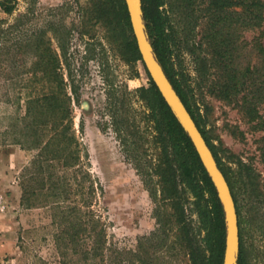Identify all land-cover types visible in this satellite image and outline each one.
Segmentation results:
<instances>
[{
  "label": "rangeland",
  "instance_id": "374dc122",
  "mask_svg": "<svg viewBox=\"0 0 264 264\" xmlns=\"http://www.w3.org/2000/svg\"><path fill=\"white\" fill-rule=\"evenodd\" d=\"M99 1L15 0L10 14L0 10V264H60V249L54 241L58 219L41 202L29 208L20 203V173L35 150L11 143L10 132L24 112L26 98L48 91L38 66L46 59L47 45L58 59L57 71L65 90L75 97L70 103L71 127L84 169L102 187L98 202L90 207L102 212L107 242L126 252H133L141 242L142 251L147 243L141 237L156 227L154 209L158 203L112 131L113 120L127 125L126 129L135 133L129 138L142 159L152 161L156 156L152 124L146 119L148 109L136 92L138 87L148 86V76L140 61L131 60L123 51V42L132 39L129 27L108 16L98 18L95 4ZM165 1L172 7L174 23L188 30V44L208 59L206 42L201 38L208 0ZM230 9L238 11L239 7ZM192 15L204 16L193 20ZM224 31L239 48V67L256 65L264 75V61L253 39L259 34L264 45V19L259 28L241 31L231 24ZM216 74L215 68L207 67V81L198 100L201 127L221 166L241 172L236 184L238 251L240 247L248 264H264V104H256L254 115L247 112L248 104L243 100L246 90L233 99L216 96L210 87ZM181 195L186 220L200 237L203 232L198 231L192 197L186 191ZM170 239L171 234L167 241ZM164 261L187 264L182 254H166Z\"/></svg>",
  "mask_w": 264,
  "mask_h": 264
},
{
  "label": "trees",
  "instance_id": "16d2710c",
  "mask_svg": "<svg viewBox=\"0 0 264 264\" xmlns=\"http://www.w3.org/2000/svg\"><path fill=\"white\" fill-rule=\"evenodd\" d=\"M14 2L0 0V10L10 14ZM207 4L205 12L209 13L202 15L205 28L201 38L206 42L208 59L200 57L193 45L188 44V30L174 23L172 7L166 6L165 0H140L141 18L153 56L210 149L238 214L236 184L241 172L227 171L215 156L201 127L198 100L207 81V67H212L217 77L210 87L216 96L233 99L246 90L243 100L248 104L247 112L254 115L256 104H264V75L260 67L247 63L240 68L239 48L234 45L231 34L224 31L231 24H236L241 31L259 28L264 19V0H208ZM233 5L239 7L238 11L227 10ZM95 6L98 18L108 16L116 24L129 27L123 0H100ZM190 15L186 13V17ZM202 16L192 15L191 19ZM258 38L259 34L253 38L255 49L264 61V45ZM123 43L125 54L131 60H139L133 38ZM200 46L198 41V49ZM44 51L46 59L38 66L42 67L48 91L26 98L24 112L10 132L11 143L25 150H35L20 173V203L29 208L41 202V206L49 208L52 217L58 219L54 241L60 249V264H121L125 260L129 264H166V254H182L187 264H221L225 226L215 188L187 134L149 78L148 86H140L136 92L148 109L146 119L152 124L153 142L158 148L156 156L152 161L142 159L129 138L135 133L127 130V125L113 120L112 131L123 153L133 161L144 187L158 203L154 209L156 227L141 237L147 243L142 251L141 242L133 252L107 242L102 212L90 207L92 202H98L102 187L97 179L92 181L88 169H84L71 127L70 103L75 97L65 90L54 51L48 45ZM218 77L222 80L219 83ZM181 191L192 197L198 231L203 232L200 237L186 220ZM170 234L171 239L167 241ZM235 264H248L240 247Z\"/></svg>",
  "mask_w": 264,
  "mask_h": 264
},
{
  "label": "water",
  "instance_id": "95a60500",
  "mask_svg": "<svg viewBox=\"0 0 264 264\" xmlns=\"http://www.w3.org/2000/svg\"><path fill=\"white\" fill-rule=\"evenodd\" d=\"M123 3L139 61L170 112L187 134L203 169L215 188L225 226L221 264H235L239 246L238 225L235 205L228 184L193 119L168 83L153 56L152 47L144 31L140 0H123Z\"/></svg>",
  "mask_w": 264,
  "mask_h": 264
}]
</instances>
